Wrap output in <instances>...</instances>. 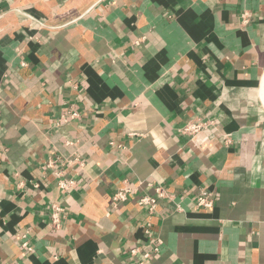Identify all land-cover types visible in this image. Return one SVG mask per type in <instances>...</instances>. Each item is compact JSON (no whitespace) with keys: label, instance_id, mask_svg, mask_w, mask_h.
Segmentation results:
<instances>
[{"label":"crops","instance_id":"0c3cea01","mask_svg":"<svg viewBox=\"0 0 264 264\" xmlns=\"http://www.w3.org/2000/svg\"><path fill=\"white\" fill-rule=\"evenodd\" d=\"M263 88L264 0H0V264H136L158 185L145 264H264Z\"/></svg>","mask_w":264,"mask_h":264},{"label":"built area","instance_id":"2783aa9c","mask_svg":"<svg viewBox=\"0 0 264 264\" xmlns=\"http://www.w3.org/2000/svg\"><path fill=\"white\" fill-rule=\"evenodd\" d=\"M217 127L216 118L209 117L205 121L200 119L189 120L184 126L179 129V132L188 138L190 142H194L201 134L214 130ZM226 141L227 138H225ZM56 160H59L58 158ZM73 161H76L74 159ZM75 186V181L72 179H59L58 187L63 191H68ZM154 195H142L137 198L136 203L145 212V220L140 224L141 230L145 236V245L136 246L128 251V256L136 258V264H145L151 258L158 256L161 252L162 243L156 235L155 227L152 218L155 215L156 208L161 201L173 202L175 196L168 192L162 186H154ZM133 190L124 183L112 195V203L114 205L125 202ZM176 205L177 211H182L183 207ZM214 205V198L208 191L202 189L196 198L195 206L200 208H212ZM63 217V208L59 204L51 206V223L54 227H59Z\"/></svg>","mask_w":264,"mask_h":264},{"label":"rangeland","instance_id":"374dc122","mask_svg":"<svg viewBox=\"0 0 264 264\" xmlns=\"http://www.w3.org/2000/svg\"><path fill=\"white\" fill-rule=\"evenodd\" d=\"M261 93H262L261 98H262V100H263V102H264V88H263V90L261 91ZM263 107H264V105H263Z\"/></svg>","mask_w":264,"mask_h":264}]
</instances>
